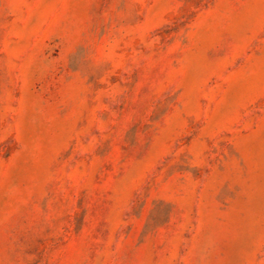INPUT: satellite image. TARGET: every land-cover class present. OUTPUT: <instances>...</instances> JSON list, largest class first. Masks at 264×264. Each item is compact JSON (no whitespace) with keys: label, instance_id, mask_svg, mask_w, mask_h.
Segmentation results:
<instances>
[{"label":"rangeland","instance_id":"1","mask_svg":"<svg viewBox=\"0 0 264 264\" xmlns=\"http://www.w3.org/2000/svg\"><path fill=\"white\" fill-rule=\"evenodd\" d=\"M0 264H264V0H0Z\"/></svg>","mask_w":264,"mask_h":264}]
</instances>
